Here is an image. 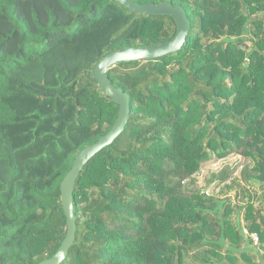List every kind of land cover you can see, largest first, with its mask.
<instances>
[{"label":"trees","instance_id":"16d2710c","mask_svg":"<svg viewBox=\"0 0 264 264\" xmlns=\"http://www.w3.org/2000/svg\"><path fill=\"white\" fill-rule=\"evenodd\" d=\"M133 1L181 5L191 30L176 53L109 69L130 117L75 181L60 264H264V194L256 207L249 193L242 225L230 198L186 186L234 153L264 190V0ZM176 33L116 0H0V264H39L66 237L61 183L120 111L95 65Z\"/></svg>","mask_w":264,"mask_h":264},{"label":"water","instance_id":"95a60500","mask_svg":"<svg viewBox=\"0 0 264 264\" xmlns=\"http://www.w3.org/2000/svg\"><path fill=\"white\" fill-rule=\"evenodd\" d=\"M133 12L147 15H169L177 24L176 35L162 43L146 47H128L116 50L104 56L94 67L93 75L103 92L114 102L120 105L118 117L107 134L84 149L76 156L71 170L67 173L61 183L62 205L67 217V234L58 251L50 258L39 264H60L63 262L69 249L76 240L77 221L74 203L75 181L84 165L100 150L112 144L113 141L124 131L131 112V98L129 93L122 88L116 87L108 74L109 69L119 62H134L140 60H153L162 56L178 52L184 45L187 35L191 30V22L185 8L174 5L171 2L138 3L133 0H116Z\"/></svg>","mask_w":264,"mask_h":264},{"label":"rangeland","instance_id":"374dc122","mask_svg":"<svg viewBox=\"0 0 264 264\" xmlns=\"http://www.w3.org/2000/svg\"><path fill=\"white\" fill-rule=\"evenodd\" d=\"M77 22L73 24L75 27ZM247 164V161L238 154H230L228 157L220 158L213 155V158L203 163L199 172L186 182L188 191L204 190L208 195L216 196L222 200L230 198L234 208L232 218L237 221L240 215L241 223L244 224L245 215L242 207L250 199V195L256 197L255 206L257 207L264 190L258 184H245L241 177V168ZM229 174V177L222 181L223 174ZM254 186V187H253ZM257 244V243H256Z\"/></svg>","mask_w":264,"mask_h":264},{"label":"built area","instance_id":"2783aa9c","mask_svg":"<svg viewBox=\"0 0 264 264\" xmlns=\"http://www.w3.org/2000/svg\"><path fill=\"white\" fill-rule=\"evenodd\" d=\"M253 238L255 240V243H258L259 242V237L257 234H253Z\"/></svg>","mask_w":264,"mask_h":264},{"label":"crops","instance_id":"0c3cea01","mask_svg":"<svg viewBox=\"0 0 264 264\" xmlns=\"http://www.w3.org/2000/svg\"><path fill=\"white\" fill-rule=\"evenodd\" d=\"M242 168H243V166H242ZM242 168H241V170H242ZM254 187V186H253Z\"/></svg>","mask_w":264,"mask_h":264}]
</instances>
